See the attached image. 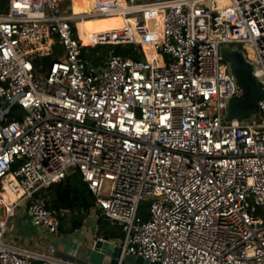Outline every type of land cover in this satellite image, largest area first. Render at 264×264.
<instances>
[{
  "label": "built area",
  "instance_id": "1",
  "mask_svg": "<svg viewBox=\"0 0 264 264\" xmlns=\"http://www.w3.org/2000/svg\"><path fill=\"white\" fill-rule=\"evenodd\" d=\"M61 3L0 0V264H78L7 239L22 207L59 233L47 188L76 171L93 212L125 232L117 264H264V93L255 114L228 119L243 89L222 52L241 51L264 88V0ZM116 16L123 27L81 38L80 21ZM104 44L142 57H85Z\"/></svg>",
  "mask_w": 264,
  "mask_h": 264
},
{
  "label": "trees",
  "instance_id": "2",
  "mask_svg": "<svg viewBox=\"0 0 264 264\" xmlns=\"http://www.w3.org/2000/svg\"><path fill=\"white\" fill-rule=\"evenodd\" d=\"M6 2L7 0H2V7L5 8ZM85 6L88 8L90 3L86 2ZM112 46H115L113 48L118 54L132 55L135 58L142 57V54L139 53L137 47L133 44H113ZM61 51V46L56 45L54 54L39 57L35 64L44 71L56 57H59ZM84 55L90 62L95 64L101 59V55L94 50L88 53L84 51ZM21 112L19 106L15 105L10 112V117L17 118ZM47 197L48 207L56 211L60 216V231L63 232H73L81 228L96 206L95 196L79 171L69 174L59 182L50 184L47 188ZM148 206L147 202H143L141 205L140 213L144 218L148 217ZM63 211L72 213L70 219L66 213L62 214ZM69 220L71 221L70 227L67 226ZM96 225V233L99 238L122 240L125 236L122 226L116 221L109 219L99 210L96 213Z\"/></svg>",
  "mask_w": 264,
  "mask_h": 264
},
{
  "label": "rangeland",
  "instance_id": "3",
  "mask_svg": "<svg viewBox=\"0 0 264 264\" xmlns=\"http://www.w3.org/2000/svg\"><path fill=\"white\" fill-rule=\"evenodd\" d=\"M86 2L90 3V6L88 8H86L85 6ZM72 3H73L74 12L82 13L84 11L92 9L93 6L96 4V0H62L61 4L63 7H67L68 5ZM7 7H8V0L5 3V8L7 9ZM131 21L134 22L133 19H131ZM123 24H124L123 18L106 17V18H94L90 20L81 21L78 23V27H79L81 38L85 42H88L90 40V37H92L94 33L110 31L115 28H121L123 27ZM76 34L77 33L74 32L75 36ZM230 46H233V45H230ZM237 46H239V48H242L241 45H237ZM111 47H115V46L108 44V45L90 47L91 50H94L98 54L101 55V59L99 62H97V64H102V60L104 59V56L108 53V50ZM148 54H149V51H148ZM109 186H110V182H107L105 184L104 193H108L109 188H110ZM65 213L70 219V217L72 216V213H70L69 211ZM91 216H92L91 218L95 217V214L93 211L91 213ZM17 219H18V214L15 216V218H12L10 221V230L7 233V239H9L10 241L12 240V242H15V243H18L21 241L26 242V243L32 242L31 247H33V250L39 249L45 252H51L49 247L52 244L56 245V247L58 246L59 242H56L57 240L54 241L53 238L46 231H44V229L43 231L39 230L38 227H35V225L30 221H27L26 223H24L25 224L24 227L21 228L19 226ZM67 226L68 227L71 226L70 220L67 223ZM93 230H95V225L92 223L91 220H87L85 222L84 227L77 234V237L80 241L79 244H76V245L73 244L72 241L74 237L72 235L67 236V240L65 243L62 242V244L66 245L67 248H73V250H76L77 252L76 256L70 255L68 252L66 253L60 250H57L56 252L54 253L51 252V253L54 254V256L59 259L72 261L78 264H86V260L89 258L90 245L92 242V240H89L92 237L90 232H92Z\"/></svg>",
  "mask_w": 264,
  "mask_h": 264
},
{
  "label": "water",
  "instance_id": "4",
  "mask_svg": "<svg viewBox=\"0 0 264 264\" xmlns=\"http://www.w3.org/2000/svg\"><path fill=\"white\" fill-rule=\"evenodd\" d=\"M66 12H72L69 5ZM224 57L229 61L231 70L237 78L239 86L243 89V95L231 102L228 108V119L246 117L258 111V102L264 93L261 82L257 80L252 71V66L239 50L222 47ZM120 240H106L96 238L91 242L89 258L86 264H117V258L121 250ZM124 264H163L159 261L150 262L141 256L127 255Z\"/></svg>",
  "mask_w": 264,
  "mask_h": 264
},
{
  "label": "crops",
  "instance_id": "5",
  "mask_svg": "<svg viewBox=\"0 0 264 264\" xmlns=\"http://www.w3.org/2000/svg\"><path fill=\"white\" fill-rule=\"evenodd\" d=\"M18 214V223H19V226L21 227V228H23L24 227V223H26L27 221H30V222H32L31 221V219H30V217H29V215H28V213H27V211H26V209L25 208H19L18 209V211H17V213H16V215ZM95 214V213H94ZM15 215V216H16ZM15 216L13 217V218H15ZM92 216L90 215L86 220H85V222L87 221V220H91L92 221V223L95 225V230H93L92 232H90V234H91V239H89V240H92V241H94V240H96V238H99V237H97V233H96V231H97V225H96V214H95V217L94 218H91ZM16 220V219H15ZM84 225H85V223H84ZM84 225L81 227V228H79V229H77V230H75V231H73V232H63V231H60L59 233H57V234H54V233H50L49 231H47V230H44V231H46L52 238H53V240L55 241V240H57L56 242H59L58 243V246L56 247V245H54V244H52L49 248H50V250H51V252L52 253H54V252H56L57 250H60V251H62V252H68L70 255H73V256H76V254H77V252H76V250H73V248H67V246L66 245H63L62 244V242L63 243H65L66 242V240H67V236H69V235H72L74 238H73V244L74 245H76V244H79V239H78V237H77V234L79 233V231L84 227ZM13 227V226H12ZM36 227V226H35ZM39 230H42L43 231V229H40V228H38ZM9 230H10V225H9ZM18 239V238H17ZM9 240V239H8ZM10 241V240H9ZM11 242H12V240H11ZM22 242V243H21ZM21 242H18L17 244H19V245H22V246H26V247H29V248H32L33 249V247H31L32 246V242H30V243H26V242H23V241H21ZM41 245V244H40ZM53 249H54V251H53ZM37 250V249H36ZM39 250V249H38ZM39 251H41V250H39ZM41 252H45V251H41ZM51 252H45V253H48V254H51V255H54V254H52ZM37 264H43V262L42 261H37L36 262Z\"/></svg>",
  "mask_w": 264,
  "mask_h": 264
},
{
  "label": "bare ground",
  "instance_id": "6",
  "mask_svg": "<svg viewBox=\"0 0 264 264\" xmlns=\"http://www.w3.org/2000/svg\"><path fill=\"white\" fill-rule=\"evenodd\" d=\"M85 12V11H84ZM117 17H119V18H122L121 16H116V17H110V18H117ZM101 18H106V17H101ZM91 19H94V18H91ZM85 20H90V19H85ZM85 20H82V21H85ZM81 22V21H80ZM149 46H147V49H148V51H149V57L151 58L152 57V50H149Z\"/></svg>",
  "mask_w": 264,
  "mask_h": 264
}]
</instances>
